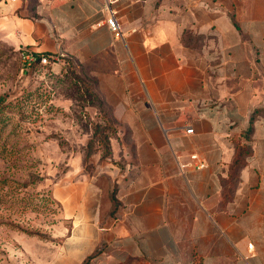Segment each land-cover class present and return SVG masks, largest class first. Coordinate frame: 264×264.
Masks as SVG:
<instances>
[{
    "label": "crops",
    "instance_id": "1",
    "mask_svg": "<svg viewBox=\"0 0 264 264\" xmlns=\"http://www.w3.org/2000/svg\"><path fill=\"white\" fill-rule=\"evenodd\" d=\"M104 5L0 0L1 34L96 77L132 142L131 163L58 190L53 264H264V0H115L121 38ZM192 154L206 167L182 170Z\"/></svg>",
    "mask_w": 264,
    "mask_h": 264
},
{
    "label": "rangeland",
    "instance_id": "2",
    "mask_svg": "<svg viewBox=\"0 0 264 264\" xmlns=\"http://www.w3.org/2000/svg\"><path fill=\"white\" fill-rule=\"evenodd\" d=\"M11 42L0 32V264H53L72 227L58 190L131 163L132 142L96 77L29 67Z\"/></svg>",
    "mask_w": 264,
    "mask_h": 264
},
{
    "label": "built area",
    "instance_id": "3",
    "mask_svg": "<svg viewBox=\"0 0 264 264\" xmlns=\"http://www.w3.org/2000/svg\"><path fill=\"white\" fill-rule=\"evenodd\" d=\"M11 1L15 2L16 0H11ZM114 2L115 0H105L104 9L109 13V16L107 18V25L116 38H121L122 32L116 18V12L111 7ZM23 58L28 65H31L35 61L34 55L25 50L23 52ZM52 63H54V60L52 61L51 57L50 58H48L47 56L41 57L40 64L51 65ZM191 132H193V129L188 128L187 133H191ZM205 167H206V163L200 159L198 154H192L188 162L180 165V168L182 170H186L188 168L203 169ZM248 249L250 253H253L254 248L252 244L248 245Z\"/></svg>",
    "mask_w": 264,
    "mask_h": 264
},
{
    "label": "trees",
    "instance_id": "4",
    "mask_svg": "<svg viewBox=\"0 0 264 264\" xmlns=\"http://www.w3.org/2000/svg\"><path fill=\"white\" fill-rule=\"evenodd\" d=\"M35 57V61L29 65V67H33L35 65H42L40 64V60L42 56H47L48 58H50L51 56H49L48 54H33ZM64 61V65L63 67H65L66 65H76L73 61H69L67 58H63ZM260 111V109H257L253 112L252 118H251V124L254 123V116L255 114H257ZM250 132H251V128H250ZM251 155V150L249 146H242L240 144H238L236 146V152H235V156H234V160H233V168L234 171L237 172V170H239L241 167H243L246 163V158L248 156ZM115 191L112 194V200L114 201L115 205L118 204L117 200H116V196H115Z\"/></svg>",
    "mask_w": 264,
    "mask_h": 264
}]
</instances>
